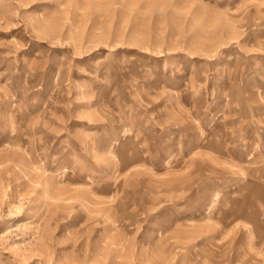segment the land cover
Here are the masks:
<instances>
[{
    "label": "rangeland",
    "instance_id": "1",
    "mask_svg": "<svg viewBox=\"0 0 264 264\" xmlns=\"http://www.w3.org/2000/svg\"><path fill=\"white\" fill-rule=\"evenodd\" d=\"M0 264H264V0H0Z\"/></svg>",
    "mask_w": 264,
    "mask_h": 264
}]
</instances>
